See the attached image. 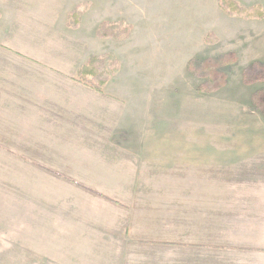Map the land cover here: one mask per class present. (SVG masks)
I'll return each instance as SVG.
<instances>
[{
  "label": "rangeland",
  "instance_id": "374dc122",
  "mask_svg": "<svg viewBox=\"0 0 264 264\" xmlns=\"http://www.w3.org/2000/svg\"><path fill=\"white\" fill-rule=\"evenodd\" d=\"M108 54L103 92L76 80ZM261 89L264 18L220 0H0V264H138L105 251L131 212L107 197L170 203L183 180L219 182L231 233L264 222Z\"/></svg>",
  "mask_w": 264,
  "mask_h": 264
},
{
  "label": "crops",
  "instance_id": "0c3cea01",
  "mask_svg": "<svg viewBox=\"0 0 264 264\" xmlns=\"http://www.w3.org/2000/svg\"><path fill=\"white\" fill-rule=\"evenodd\" d=\"M150 152L143 149L141 155ZM218 183L203 181L195 185L196 182L180 181L175 186L182 188L180 195L170 203L167 199L156 201L154 196L149 200V195L147 199L140 195L138 202H121L107 195L119 202L107 199L110 204H126V208L130 205L131 212L124 214L120 240L115 245L109 243L105 251L114 254L115 263L264 264V222L249 225L242 234L231 233L230 223L219 214L221 203L227 204L224 210L231 213V201L219 194V185H214ZM244 233L248 238L241 242Z\"/></svg>",
  "mask_w": 264,
  "mask_h": 264
},
{
  "label": "trees",
  "instance_id": "16d2710c",
  "mask_svg": "<svg viewBox=\"0 0 264 264\" xmlns=\"http://www.w3.org/2000/svg\"><path fill=\"white\" fill-rule=\"evenodd\" d=\"M220 7L231 17L242 19L264 18L261 6H259V8H245L238 4L236 0H220ZM132 28L131 25H126L123 22L113 23L110 21H102L97 26L95 34L98 37H112L122 40L129 36ZM120 64V60L114 54L91 57L79 69L76 80L98 92H103L108 79L120 70ZM204 77H206V75H204ZM252 100L255 106L258 107L264 115V90L261 89L256 92ZM49 170L52 171V169ZM107 198L115 203H119L113 198Z\"/></svg>",
  "mask_w": 264,
  "mask_h": 264
}]
</instances>
